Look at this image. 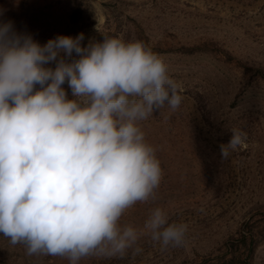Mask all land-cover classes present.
I'll use <instances>...</instances> for the list:
<instances>
[{
    "label": "clouds",
    "instance_id": "9594fccd",
    "mask_svg": "<svg viewBox=\"0 0 264 264\" xmlns=\"http://www.w3.org/2000/svg\"><path fill=\"white\" fill-rule=\"evenodd\" d=\"M84 40L40 44L0 21V234L28 255L69 264L136 255L143 235L162 251L182 246L187 225L160 207L140 227L121 224L129 208L155 198L162 179L139 123L165 106L175 111L180 85L140 41ZM245 139L233 129L221 157Z\"/></svg>",
    "mask_w": 264,
    "mask_h": 264
},
{
    "label": "rangeland",
    "instance_id": "374dc122",
    "mask_svg": "<svg viewBox=\"0 0 264 264\" xmlns=\"http://www.w3.org/2000/svg\"><path fill=\"white\" fill-rule=\"evenodd\" d=\"M0 13L40 44L78 33L82 46L140 41L180 85L175 111L165 106L139 123L162 179L155 198L129 208L121 224L140 227L160 207L170 222L187 225L185 243L162 251L143 235L136 255L130 249L79 264H214L247 231L257 243L251 264H264V0H0ZM233 129L246 139L223 158L219 146ZM235 258L243 259L242 249ZM0 264L69 261L28 255L0 234Z\"/></svg>",
    "mask_w": 264,
    "mask_h": 264
},
{
    "label": "trees",
    "instance_id": "16d2710c",
    "mask_svg": "<svg viewBox=\"0 0 264 264\" xmlns=\"http://www.w3.org/2000/svg\"><path fill=\"white\" fill-rule=\"evenodd\" d=\"M189 51H185L186 54H189L190 52L192 53V51L190 52ZM258 74H261V73L259 72ZM260 77L264 79V74L260 75ZM256 244L257 243L254 239V236L251 234V232L247 231V233L245 232L239 233V237L235 245H232V244L229 245L225 251V254L226 253L230 254V257L226 258L223 255L219 259H217V261L214 264H233L236 259L235 253L240 251L241 249L243 252V259H241L238 264H251L250 262L251 255L253 254L255 250Z\"/></svg>",
    "mask_w": 264,
    "mask_h": 264
}]
</instances>
